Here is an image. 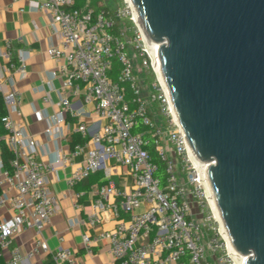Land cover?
Segmentation results:
<instances>
[{"label": "built area", "instance_id": "obj_1", "mask_svg": "<svg viewBox=\"0 0 264 264\" xmlns=\"http://www.w3.org/2000/svg\"><path fill=\"white\" fill-rule=\"evenodd\" d=\"M39 7L51 14L62 46H51L49 53L66 59V65L53 72L64 75L65 92L59 104L66 109L70 95H82L86 102L94 103V112L104 120L100 132L90 140L86 122H79L78 130L91 147L85 152L87 141L75 144L72 154L85 152L84 164L68 178V184L75 186L106 170V180L93 200L99 214L89 222L96 225L107 211L118 218L114 227L95 236L83 234L86 252L92 254L94 246L104 241L114 264H240L238 252L229 246L209 201L208 167L194 156L171 108L155 68V53L138 25L132 2L121 0L111 7L108 2L94 6L92 0L83 4L78 0H40ZM123 19L130 24L122 27ZM130 50L142 68L155 74L148 94ZM115 61L119 69L112 77ZM10 69L25 73V56L20 54L18 62L0 63V92L7 109L2 117L6 130L3 139L14 154L11 170H4V180L15 190L14 194L8 190L0 193V207L7 205L12 210V215L0 219V264H38L34 258L43 252L51 254V264H79L72 249L59 246L53 250L42 238L34 240L26 253L12 248L10 257L2 260L16 234L29 228L41 232L58 206L57 195L46 183L54 163L37 159L33 135L10 116L12 110H18L20 99L7 74ZM155 102L166 114L165 121L150 115ZM37 117L42 119V113L37 112ZM139 123L144 129L135 131ZM150 146L164 162V186L156 176L158 163ZM108 159L129 168L133 178L130 189H121L110 179Z\"/></svg>", "mask_w": 264, "mask_h": 264}, {"label": "water", "instance_id": "obj_2", "mask_svg": "<svg viewBox=\"0 0 264 264\" xmlns=\"http://www.w3.org/2000/svg\"><path fill=\"white\" fill-rule=\"evenodd\" d=\"M245 264H264V0H131Z\"/></svg>", "mask_w": 264, "mask_h": 264}, {"label": "crops", "instance_id": "obj_3", "mask_svg": "<svg viewBox=\"0 0 264 264\" xmlns=\"http://www.w3.org/2000/svg\"><path fill=\"white\" fill-rule=\"evenodd\" d=\"M39 2L40 0H0V63L18 62L20 54L25 56V73L16 69H10L7 73L20 95L18 110H12L10 116L33 135L37 159L44 163H54L55 169L47 173L46 183L57 195L58 206L51 222L41 232L29 228L16 234L2 260L10 257L12 248L18 247L21 252L26 253L34 240L42 238L47 240L53 250L59 246L72 249L79 264H114L108 243L100 241L94 246L92 254L86 252L83 244L84 233L95 236L102 229L114 227L118 221L111 211H107L96 225L89 222L90 217L99 214L93 200L100 184L106 180V170L101 169L91 174L75 186L68 184L71 173L84 164V153L91 147L89 140L100 132L104 120L94 112V103L86 102L82 95H70V106L66 109H62L59 104L65 92L64 75H54L53 72H58L66 65V59L63 55L55 57L49 53L51 46H62L51 14L41 9ZM61 110L64 111L62 119L59 115ZM37 112L42 113V119L37 117ZM81 121L87 124L89 140L84 139L78 130ZM4 134L0 136L1 139ZM86 141L85 152L73 155L75 144H84ZM1 164L0 193L8 190L10 194H14L15 190L4 180L5 168L0 148ZM106 168L110 179L119 188L130 189L133 186V178L127 166L108 159ZM10 215L12 210L9 206L0 207V219ZM122 216L126 217V214L122 213ZM34 261L38 264H51V254L43 252Z\"/></svg>", "mask_w": 264, "mask_h": 264}, {"label": "trees", "instance_id": "obj_4", "mask_svg": "<svg viewBox=\"0 0 264 264\" xmlns=\"http://www.w3.org/2000/svg\"><path fill=\"white\" fill-rule=\"evenodd\" d=\"M130 23L128 22V25ZM118 26V23H117ZM119 69V64L118 62L115 61L114 63V68L113 70L110 72V75L112 77H115L117 71ZM147 73L150 72L153 76V78L155 79V74L152 70L146 71ZM146 74V73H145ZM148 79V78H147ZM153 79V80H154ZM150 84L152 82V80H149ZM7 113V109L5 106V102H4V98L3 95L0 92V136H2L6 130L4 128V124L2 122V117ZM150 115L154 118L153 115V111H152V107L150 110ZM144 129V126H142L141 123H139L137 125V127L135 128V131ZM75 141H73L74 143ZM0 148H1V158H2V163L5 169H7L8 171L11 170L12 166H11V162L13 160L14 154L12 152V150L7 146L6 142L4 141V139L0 138ZM150 151H151V155L152 158L158 163V170L156 172V176H158L161 179V186L165 185V172H164V162L159 158L158 154L156 153V151L154 150L153 146H150Z\"/></svg>", "mask_w": 264, "mask_h": 264}, {"label": "bare ground", "instance_id": "obj_5", "mask_svg": "<svg viewBox=\"0 0 264 264\" xmlns=\"http://www.w3.org/2000/svg\"><path fill=\"white\" fill-rule=\"evenodd\" d=\"M130 1H131V0H130ZM150 44H151V51H152L153 53H155V68H156L157 73H158V75H159V79H160L161 83L163 84L164 88L166 89V92H167L168 97H169V100H170L171 108H172V110H173L175 116L177 117V114H176L175 108H174V106H173V104H172L171 97H170V95H169V92L167 91L166 81H165V78H164V75H163V72H162L161 64H160L159 59H158V48H159V45H160V44H157V43H150ZM202 164H203V166H204L205 168L208 167L206 163H202ZM207 190H208V194H209V201H210V204H211V206H212V209H213L214 215H215V217H216V218L219 220V222H220L221 229L223 230V232H224V234H225V236H226V238H227V240H228L229 246H230L231 248L235 249L234 246H233V244H232V242H231V239H230V237H229V235H228V232H227V230H226V227H225V225H224V221H223V219H222V217H221V214H220V211H219V207H218L217 201H216V199H215V196H214V194H213V190H212V187H211V182H210V179H209L208 176H207ZM237 255H238L239 258H240V264H245L246 256H245V255H241V254H239V253H238Z\"/></svg>", "mask_w": 264, "mask_h": 264}, {"label": "rangeland", "instance_id": "obj_6", "mask_svg": "<svg viewBox=\"0 0 264 264\" xmlns=\"http://www.w3.org/2000/svg\"><path fill=\"white\" fill-rule=\"evenodd\" d=\"M101 1L106 2V3L108 2L111 7H114L118 5L121 0H101ZM84 2L85 0H78L79 4H83ZM92 4L94 6H97L98 0H92ZM125 25H128V21L126 19L121 20V26L125 27ZM129 54L135 62L136 70L140 72V75L144 80V86H143L144 92L145 94H148L152 88L149 80L153 81L154 78L150 72L147 73L146 70L140 66L139 61H138L140 59L134 55L133 51L130 50ZM152 111H153L154 117L160 122L166 120V114L162 113L161 105L159 103L155 102L152 104Z\"/></svg>", "mask_w": 264, "mask_h": 264}]
</instances>
